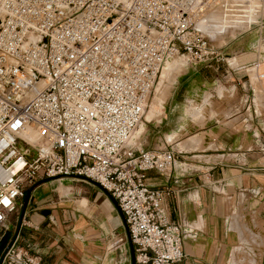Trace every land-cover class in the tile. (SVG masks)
Listing matches in <instances>:
<instances>
[{"label":"built area","instance_id":"built-area-1","mask_svg":"<svg viewBox=\"0 0 264 264\" xmlns=\"http://www.w3.org/2000/svg\"><path fill=\"white\" fill-rule=\"evenodd\" d=\"M230 1L0 0V227L29 187L71 175L114 198L135 264H179L182 225L162 206L173 190L145 179L150 169L169 174L176 151L132 136L168 58L218 56L196 21ZM29 248L13 242L6 262L40 264Z\"/></svg>","mask_w":264,"mask_h":264},{"label":"crops","instance_id":"crops-1","mask_svg":"<svg viewBox=\"0 0 264 264\" xmlns=\"http://www.w3.org/2000/svg\"><path fill=\"white\" fill-rule=\"evenodd\" d=\"M238 15L235 10L232 23L212 36H222L227 28L250 18L242 19ZM242 49V44L236 48L237 54L232 56L242 59L233 60L232 65H237L233 70L234 76L243 91L241 97L243 95L247 100L254 95L250 82L253 77H248V82L243 80L242 68L244 63L254 60H246L251 53ZM201 65L212 66L208 62H201ZM256 67L254 77H259L264 68V56ZM192 68L189 74L179 73L173 81L169 107L175 103L176 88L182 81H191L193 87L188 95L191 100L199 99L200 88L192 82L197 70ZM249 68L247 66L246 69ZM213 83L214 78L207 81V87ZM200 84L204 86L205 82ZM210 97L208 95V99ZM233 101L231 107L220 108V114L211 107L210 112L214 114L211 113L213 116L201 130L204 139L188 145L184 149L188 154H181V145L175 149L177 162L169 174L154 169L146 172L148 184L169 186L173 190L164 196L162 206L170 222L182 225L184 255L179 264H240L238 253L242 244L255 246L259 242L264 243L263 239L256 238V222L264 221V176L255 171L256 157L251 156L248 150L242 151L245 155L243 161L229 157L232 152L226 151L239 148L251 126L244 125L241 130L239 126H225L213 118L218 114L234 113L236 98ZM250 106L251 116L256 109ZM161 133L160 139L165 135V132ZM197 133L192 132L188 138ZM170 136L176 138L173 134ZM54 179H46L33 186L26 205L19 209L16 218L12 220V215L0 227V256L15 237L17 245L30 247V252L37 255L40 264H131L124 224L114 198L99 185L83 178H79L82 180L80 183H72L69 176L60 177V187ZM248 254L250 262L256 261L254 250ZM2 264L8 263L4 259Z\"/></svg>","mask_w":264,"mask_h":264},{"label":"rangeland","instance_id":"rangeland-1","mask_svg":"<svg viewBox=\"0 0 264 264\" xmlns=\"http://www.w3.org/2000/svg\"><path fill=\"white\" fill-rule=\"evenodd\" d=\"M231 1L230 4H232ZM235 1L238 2L240 0ZM251 1V7L256 8L258 5L255 3V0ZM257 1L259 2V0ZM236 2L234 6H236ZM221 6L222 5L215 7L211 6L206 11L212 12ZM231 8L234 14L235 10L240 12V8ZM262 10H264V6L263 9L258 12V15H253L237 26L227 28L222 33V36H212L208 34L210 43L216 48L219 57L217 60L214 58L208 62L211 63L212 66L203 67L201 62H191L185 54H180L172 58L170 57L168 63L166 62L164 67L161 68V74L159 72L155 82L156 85L154 84L147 99L145 117L143 114L142 120H144L137 130L136 144L138 146L142 145L148 148H160L169 144L168 146H173L174 149H179V146L181 145L183 146L179 149L183 150L181 154H188V152L184 150L185 148H188V145L197 143L199 139H204V132L201 130L205 128L206 121L213 116L211 114L213 112H210L211 107L220 114L222 111L220 108L225 107L226 109L229 106L231 107L234 102L233 99L236 98V109L234 110V113L224 116H220L219 114L216 115L215 113L216 116L213 118L219 119V123L222 125L239 126L241 130L245 128L244 125L251 126L250 130H246L245 141H242L240 147L226 151L232 152L228 155L229 157L237 159L238 161H243L245 155L242 151L248 150L251 156L254 155L256 157L255 171L264 176V77L262 76L264 68L261 70L259 77H254V69L257 68L256 64H259L262 56H264V12ZM255 14H257V12ZM241 44L243 45L242 50L244 52L251 53L249 55L250 57L246 60H254V62L244 63L242 68V71L244 72L242 76L243 80L247 79L248 82V77H253V80L250 82L254 88V95H251V97H253L252 99L247 100H245V96L242 95L241 97L243 91L241 86L236 83L238 79L234 76L235 73L233 70L237 65H232L233 60L242 59V57L236 58L232 56L237 54L235 53V50L238 46H241ZM174 60L180 62L183 67L171 76L166 91L160 94L161 84L162 81H164L165 69L168 64ZM247 66H250L251 68L247 70ZM192 67L197 70L192 82L194 81L193 83L200 88L198 95L199 99L191 100L192 97L188 95L193 87L191 81L188 80V82L183 83L181 80L182 84L178 85L176 88L178 94L176 101H174L175 105L173 104L169 107V97L174 89L173 81L176 80V76L179 73L189 74L191 69H193ZM204 68H208L209 70L206 71ZM213 78L215 79V83L209 85L210 87L208 88L207 81L212 80ZM201 82H205V85L201 86ZM234 83H236V86H234ZM208 95H211L209 99ZM249 104H251L250 107L252 109H256V112H254V110L252 111L251 116L249 115ZM32 131L36 132L35 130ZM196 131L198 132L196 136L188 138L192 132ZM161 132H165V135L160 139L159 136L162 134ZM172 134L175 135L176 138L171 137L170 135ZM66 176L70 177L72 183L82 182V180L79 179L80 177H73L71 175ZM54 182L59 183L58 187L62 186L60 184V178H55ZM18 213L19 212L17 211L13 214L12 220L16 218ZM256 223V238L257 240L258 238L264 240V221L262 223L257 221ZM242 246L243 250L241 249L238 253L240 255L238 263L264 264V243L259 242L255 245L256 247L254 244H242ZM250 250L251 253L252 250L256 252V261L254 262H250L248 259V252Z\"/></svg>","mask_w":264,"mask_h":264},{"label":"bare ground","instance_id":"bare-ground-1","mask_svg":"<svg viewBox=\"0 0 264 264\" xmlns=\"http://www.w3.org/2000/svg\"><path fill=\"white\" fill-rule=\"evenodd\" d=\"M240 1H245V0H240ZM248 2L249 3L242 6V8L240 7V12H239L238 17H240L242 19L245 17L248 18V17L255 15L256 12L258 13L261 9H263V6H264L263 0L261 1V3L258 2L257 0H255V3H257L258 8L251 7V4H252L251 0L250 1L248 0ZM207 5H208V2H205V4H203V6H202L203 9ZM204 13H202L201 15H198L196 22H197V26L200 27L201 29H203L209 35L218 33L223 28L230 25L232 23V21L234 20L232 8L228 4L222 5L220 8H218L214 11H212V12L210 11V13H207V11H205ZM178 55H180V53H178L174 56H171V58L178 56ZM169 59L170 58H168L165 61V63L166 62L168 63ZM164 64H163V67H164ZM182 67H183V65L180 62H178L177 60H174L168 64V66L165 69L164 81H162V84H161L160 94H162L165 91V89H166V87H167V85L171 79V76H173V74L175 72H177L179 69H181ZM161 71H162V69H161ZM160 74H161V72H160ZM145 113H146V110L144 111V117H145ZM142 121H140L137 124V126L133 132L132 140L135 143L137 142V130L141 126ZM26 135H27V138L30 139L31 141H35L37 138V133L33 132L32 130H28Z\"/></svg>","mask_w":264,"mask_h":264},{"label":"water","instance_id":"water-1","mask_svg":"<svg viewBox=\"0 0 264 264\" xmlns=\"http://www.w3.org/2000/svg\"><path fill=\"white\" fill-rule=\"evenodd\" d=\"M47 179H52V178H47ZM32 188L33 187H30L28 192H26V194H25L26 198L22 202V206H21L22 208L26 205ZM122 221H123V224H124V230H125L126 238H127V241H128V247H129V252H130L131 264H135L134 246H133V243H132L130 232H129L128 226H127L126 222L124 221L123 217H122ZM14 240H15V237L8 243V245L6 246L5 250L1 254V256H0V264L3 263V261L5 259V256H6V253H7L8 249H9V247L13 244Z\"/></svg>","mask_w":264,"mask_h":264}]
</instances>
